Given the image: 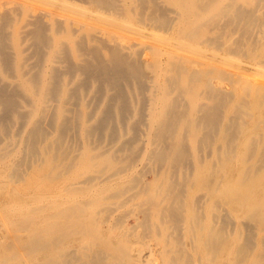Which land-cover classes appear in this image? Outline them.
<instances>
[{
  "label": "bare ground",
  "instance_id": "bare-ground-1",
  "mask_svg": "<svg viewBox=\"0 0 264 264\" xmlns=\"http://www.w3.org/2000/svg\"><path fill=\"white\" fill-rule=\"evenodd\" d=\"M261 67L264 0H0V264H264Z\"/></svg>",
  "mask_w": 264,
  "mask_h": 264
},
{
  "label": "rangeland",
  "instance_id": "rangeland-1",
  "mask_svg": "<svg viewBox=\"0 0 264 264\" xmlns=\"http://www.w3.org/2000/svg\"><path fill=\"white\" fill-rule=\"evenodd\" d=\"M239 57L237 56H232L231 57V60L232 62H229V63H225V62H221V66L225 67V68H228V69H231V70H237V64L239 62ZM235 60V61H234ZM238 60V61H237ZM234 61V62H233ZM237 61V62H236ZM236 62V63H235ZM247 78L248 79H251V80H255V81H259V82H263L264 83V67H261V68H257L255 69L252 73H250L249 75H247ZM151 177V176H150ZM202 191H205V189H201V191L198 192V194ZM126 204V203H125ZM122 204V205H119V207H116V209L113 211L112 214H115L114 215V218H120V221L115 223V226L114 228L110 231V234H115V235H121L123 233H126V231H129L128 226H130L131 224H133L134 222V218L133 217H129L127 214L125 215L124 213V210L127 211L128 207L129 206L128 204ZM124 205V206H123ZM123 209V210H122ZM122 212H121V211ZM124 214V216H123ZM123 216V218L121 216ZM128 217V218H127ZM132 218V219H131ZM127 219V220H126ZM121 222V223H120ZM131 222V223H130ZM129 225H128V224ZM121 224V225H120ZM124 225V226H123ZM125 231V232H124ZM182 239H184L186 241V244L187 246H190V240L188 239V232L187 230H182ZM173 241V240H172ZM149 244H152L154 246H156L157 248H160L161 247V244L159 242V239L155 236L153 238H147L145 241H142L141 239L139 240H136V242H134V244H132V248H130L131 252H132V257L136 256L137 255V251L139 249H144L145 252H148V248H149ZM74 247H77L78 244H74L73 245ZM191 248V246H190ZM204 248V247H203ZM205 249H202V251H204ZM151 259H154V262L157 260L158 262H160L161 264L164 263V256L163 254H156V255H151L149 258H148V261L145 263V264H152V260Z\"/></svg>",
  "mask_w": 264,
  "mask_h": 264
}]
</instances>
